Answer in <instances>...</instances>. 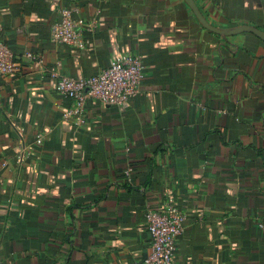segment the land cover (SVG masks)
<instances>
[{
  "label": "crops",
  "instance_id": "crops-1",
  "mask_svg": "<svg viewBox=\"0 0 264 264\" xmlns=\"http://www.w3.org/2000/svg\"><path fill=\"white\" fill-rule=\"evenodd\" d=\"M194 1L215 27L264 31V0ZM67 9L98 24L75 46L51 39ZM0 42L21 66L0 75V264H142L145 215L170 197L187 216L175 264H264L262 39L223 38L184 0H0ZM126 54L146 65L139 93L70 116L50 72Z\"/></svg>",
  "mask_w": 264,
  "mask_h": 264
},
{
  "label": "built area",
  "instance_id": "built-area-1",
  "mask_svg": "<svg viewBox=\"0 0 264 264\" xmlns=\"http://www.w3.org/2000/svg\"><path fill=\"white\" fill-rule=\"evenodd\" d=\"M77 12V9L61 12L60 20L51 28L53 42L75 46L84 32H95L98 24L76 18ZM25 58L37 64L42 63L41 58L32 53L26 54ZM20 67V57L5 43L0 42V75L18 74ZM145 73L143 58L136 54H126L93 77L72 78L55 70L50 75L56 80L58 93L74 101V108L69 115L77 116L80 122H84L87 101L90 98L109 106L127 105L139 93ZM43 142V136H39L37 144L42 145ZM145 218L151 234V251L142 264H175L178 240L186 229V214L170 197L161 209L149 210Z\"/></svg>",
  "mask_w": 264,
  "mask_h": 264
},
{
  "label": "water",
  "instance_id": "water-1",
  "mask_svg": "<svg viewBox=\"0 0 264 264\" xmlns=\"http://www.w3.org/2000/svg\"><path fill=\"white\" fill-rule=\"evenodd\" d=\"M184 1L189 6V8L192 10V12L196 16L200 24L207 30L215 34H218L222 36L223 38H228L230 36H235V35H239L242 33H251L264 41V31H261L258 28L253 27V26L242 25V26H236V27H231V28L215 27L207 21V19L202 14V12L200 11L199 7L197 6L194 0H184Z\"/></svg>",
  "mask_w": 264,
  "mask_h": 264
}]
</instances>
